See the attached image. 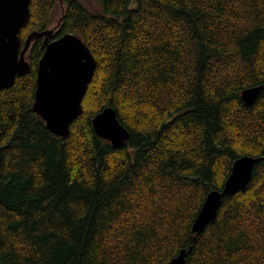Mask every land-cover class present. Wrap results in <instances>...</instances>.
Here are the masks:
<instances>
[{
    "label": "trees",
    "instance_id": "1",
    "mask_svg": "<svg viewBox=\"0 0 264 264\" xmlns=\"http://www.w3.org/2000/svg\"><path fill=\"white\" fill-rule=\"evenodd\" d=\"M31 0L21 28L77 34L96 59L66 136L32 108L30 69L0 90V264H264V0ZM116 110L122 147L92 117ZM260 156L245 189L191 225L233 161Z\"/></svg>",
    "mask_w": 264,
    "mask_h": 264
},
{
    "label": "water",
    "instance_id": "2",
    "mask_svg": "<svg viewBox=\"0 0 264 264\" xmlns=\"http://www.w3.org/2000/svg\"><path fill=\"white\" fill-rule=\"evenodd\" d=\"M31 0H0V90L11 86L16 76L30 69L26 52L31 41L44 36V51L38 61L36 88L32 108L44 120L46 127L58 136H66L69 124L82 111L81 101L91 80L96 59L84 41L75 33H64L48 40L52 29L33 30L21 42L19 33L30 17ZM263 85L241 90V98L251 104ZM96 134L122 147L129 131L119 121L113 107H105L92 117ZM260 156L243 155L235 159L221 189L210 190L193 219L191 228L201 234L212 222L226 195L245 189L252 177L253 167ZM187 251L180 252L166 264H187Z\"/></svg>",
    "mask_w": 264,
    "mask_h": 264
},
{
    "label": "rangeland",
    "instance_id": "3",
    "mask_svg": "<svg viewBox=\"0 0 264 264\" xmlns=\"http://www.w3.org/2000/svg\"><path fill=\"white\" fill-rule=\"evenodd\" d=\"M85 5L93 8V7H99V5L94 1V0H81ZM63 3H61L60 0H57L56 7H55V12H54V22L53 25L56 24L57 19L59 18L62 8H63Z\"/></svg>",
    "mask_w": 264,
    "mask_h": 264
},
{
    "label": "flooded vegetation",
    "instance_id": "4",
    "mask_svg": "<svg viewBox=\"0 0 264 264\" xmlns=\"http://www.w3.org/2000/svg\"><path fill=\"white\" fill-rule=\"evenodd\" d=\"M60 1H61V3H63V5L65 4V1H64V0H60ZM63 7H64V6H63ZM52 35H53V34H51V35L48 37V38H49L48 40L54 39V38H50V37H52ZM43 39H44V36H43ZM43 42H44V40H43Z\"/></svg>",
    "mask_w": 264,
    "mask_h": 264
},
{
    "label": "bare ground",
    "instance_id": "5",
    "mask_svg": "<svg viewBox=\"0 0 264 264\" xmlns=\"http://www.w3.org/2000/svg\"><path fill=\"white\" fill-rule=\"evenodd\" d=\"M109 141V140H108ZM111 143V142H110Z\"/></svg>",
    "mask_w": 264,
    "mask_h": 264
}]
</instances>
